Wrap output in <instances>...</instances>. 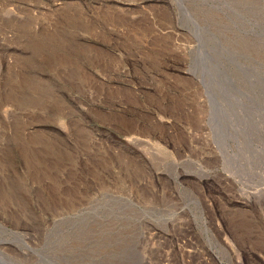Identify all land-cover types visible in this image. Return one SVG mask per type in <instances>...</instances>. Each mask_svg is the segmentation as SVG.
<instances>
[{"label":"rangeland","instance_id":"374dc122","mask_svg":"<svg viewBox=\"0 0 264 264\" xmlns=\"http://www.w3.org/2000/svg\"><path fill=\"white\" fill-rule=\"evenodd\" d=\"M0 264H264V0H0Z\"/></svg>","mask_w":264,"mask_h":264},{"label":"bare ground","instance_id":"6f19581e","mask_svg":"<svg viewBox=\"0 0 264 264\" xmlns=\"http://www.w3.org/2000/svg\"><path fill=\"white\" fill-rule=\"evenodd\" d=\"M132 140V139H131Z\"/></svg>","mask_w":264,"mask_h":264}]
</instances>
